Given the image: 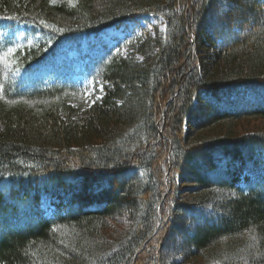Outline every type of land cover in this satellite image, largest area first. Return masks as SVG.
<instances>
[{
	"label": "trees",
	"instance_id": "1",
	"mask_svg": "<svg viewBox=\"0 0 264 264\" xmlns=\"http://www.w3.org/2000/svg\"><path fill=\"white\" fill-rule=\"evenodd\" d=\"M3 22L26 31L0 32V264H264V0H0Z\"/></svg>",
	"mask_w": 264,
	"mask_h": 264
},
{
	"label": "rangeland",
	"instance_id": "2",
	"mask_svg": "<svg viewBox=\"0 0 264 264\" xmlns=\"http://www.w3.org/2000/svg\"><path fill=\"white\" fill-rule=\"evenodd\" d=\"M153 25H157L159 29L163 30V24L161 22H155L152 18H148V21H140L137 23H129L126 22L120 27H113L106 29L103 31L98 37H88L87 39L82 38V42L87 43L89 40L93 43H101L106 44L109 47H118V45L128 43L130 40H133L145 33L146 31H150L152 29ZM10 23L9 22H3L0 24V32L8 33L10 30L12 31V34L16 38L17 41H20L22 39V36L24 32L26 31L25 27L23 25H13L11 29L9 28ZM10 29V30H9ZM77 51H75V50ZM63 55L66 57L63 61L60 63V67L56 70L55 74L60 75L61 77L70 78L69 75H71V70L73 69L75 73H78L79 71H82V58L78 54V50L75 46L64 48ZM122 53L125 54V48H122ZM72 81H84L83 77L80 74L73 75ZM102 91L100 87H94L90 85L87 98H93L91 101H88V105L93 104V100H98L100 98L99 92ZM75 118V117H74ZM45 207V206H44ZM46 214L48 216H51V209L46 208ZM170 250L167 248V250Z\"/></svg>",
	"mask_w": 264,
	"mask_h": 264
}]
</instances>
